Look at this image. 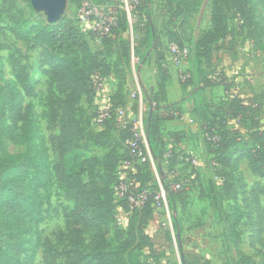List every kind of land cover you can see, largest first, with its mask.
Segmentation results:
<instances>
[{
	"label": "rangeland",
	"instance_id": "obj_1",
	"mask_svg": "<svg viewBox=\"0 0 264 264\" xmlns=\"http://www.w3.org/2000/svg\"><path fill=\"white\" fill-rule=\"evenodd\" d=\"M153 2L154 29L160 38L164 54L169 53L174 58L173 45L182 44L190 48L189 55L181 62L182 67L191 74L193 80L190 83L181 82L178 72L177 80L179 84L183 83L182 85L186 86L183 90L184 98L192 94L195 100L194 106L200 108L199 117L196 118L197 115L192 114L185 121L188 131L183 132L186 134L184 136H187L185 143H189L194 148L193 154L179 153L183 157V163L180 164L182 169L177 170V174H174L172 179L174 185L181 183L186 177L191 181L195 180L190 189L188 208L185 211L178 210L184 238L189 240L185 246L186 254L193 264H205L208 261L210 264H238L234 242L226 235V224L217 216L212 203L208 199L199 197L201 187L207 192L212 190L210 186L218 192H223L226 186L231 185L237 199L236 202L226 200L223 202L224 214L232 215L234 206H240L243 217L237 227L241 240L239 249L256 264H264V196L261 194V189L264 188V158L258 161L259 172L256 173L247 159H240L239 154L235 155L234 168L227 171L233 179L224 183L223 187V181L217 177L222 166H217L212 160L213 157L207 154L204 134L200 129L201 121L207 119L204 115L208 113L215 117L216 122L229 125L231 130H238L239 136L245 143L236 145L232 150L241 151L244 144L252 146L253 141L246 131L236 120L228 119L225 113L234 97L241 98L248 106L256 108V116L264 128V0H250L251 14L254 16L252 30H258L260 46L249 37L250 30L242 16L234 9L225 7L226 23L231 39L216 43L211 55L205 58H197L194 46L203 34L212 28L214 0H197V12L185 26H180L179 23L174 25L171 21L166 0H153ZM63 17L75 20L77 18V6L71 4L70 0H66L61 7L59 19ZM59 19L50 22L47 11L36 9L31 0H0V130L11 128L16 136L14 139L7 135L2 138L0 159L5 155L17 156L20 159L19 168L15 171H10L12 165L8 160H0V188L6 185V174L9 171L11 174L14 173L13 176L18 173L23 175V183H20L21 190H24L22 199L30 194L25 190V184L36 188L32 199L24 207L27 211L18 225L15 224V219H11L10 225L6 226L5 218L0 216V264H52L53 254H61L72 243L68 222H74L72 216L76 205L69 198L66 186L56 177L54 170L60 154L58 140L60 127L52 124L50 108L55 103L57 93L51 88V79L47 72L49 66L42 56L43 50L35 47L33 42H27L20 27L23 22H28L30 26L57 24ZM135 25L138 27L139 39L135 36ZM128 27L132 56L131 63L127 67L121 60L116 44H109L108 47L106 43L98 40L89 43L98 62L108 65L111 69L108 78L111 79L112 93L109 100L111 106L113 96L121 87V97L115 101V107L118 108L117 110L126 111L133 120L142 117L145 123L151 111L142 88L141 70L147 63L150 65L148 61L152 56L155 57V53H150L145 59L134 53L136 40H142L144 36L143 20L135 18L131 13ZM18 34L21 36L19 37ZM31 38L33 39V36ZM230 40L233 42L231 48ZM15 63H21L26 68L28 79L25 85L19 84L16 79L13 68ZM206 84L210 87L204 89L203 86H207ZM32 87H35L34 94L29 96L26 91L31 90ZM95 91L96 96L92 102L82 97L78 105L82 111L77 117L80 121L76 131L78 135L73 139L75 148L63 158L65 174L83 170L85 160L94 156L102 157L106 153L96 148L91 140V137L105 130L96 119L103 111L100 104H103L101 102L104 97L100 96V88ZM152 100L153 106H158V103L164 101V93H153ZM193 109L194 107L191 111ZM16 112L25 118H19L15 115ZM193 127L196 134L192 131ZM163 131L164 137L167 138L169 133L166 129ZM118 134L114 130L109 136L120 138ZM32 138H35V148L32 147ZM125 145L126 141H123V147ZM27 154H30L35 161L23 166ZM170 155L171 147L167 146L163 163L164 171L169 170ZM36 160L44 162L43 165L46 167L43 176L45 183L48 181L46 187L37 185L36 178H39L40 172L36 168ZM156 170H154L155 175L157 174L160 180ZM83 178L84 182H88L87 176ZM15 186L16 181L11 187ZM19 191L20 188H17L16 193ZM227 195L224 193L225 197ZM35 200L36 202L32 204ZM116 220L118 228L126 232L130 217L117 208ZM157 228V230L152 228L151 234L154 235L156 247L162 248L167 245L165 233L170 231V228L163 226L162 223ZM172 234L175 239L174 232ZM117 235L114 228L108 232L107 238L110 243H116ZM96 236L97 230L84 232L81 249L86 254L93 250V238ZM178 252L179 245L175 239L169 250L170 258L167 259L170 264H182Z\"/></svg>",
	"mask_w": 264,
	"mask_h": 264
},
{
	"label": "trees",
	"instance_id": "obj_2",
	"mask_svg": "<svg viewBox=\"0 0 264 264\" xmlns=\"http://www.w3.org/2000/svg\"><path fill=\"white\" fill-rule=\"evenodd\" d=\"M83 1L70 0L71 4L77 6V10ZM93 1L100 4H105L106 2L119 4L120 0ZM166 2L169 7L171 21L174 25L179 23L180 26H185L197 12V0H166ZM213 6L212 28L205 32L194 46L197 58L209 57L216 43L221 40L231 39L226 23L225 7L234 9L242 16L245 25L250 30L249 37L258 46L261 45L258 30H252L254 25V18L252 17L254 16L251 14L250 0H214ZM132 14L135 18L144 21V36L142 40H136L134 47L135 55L145 59L150 53H155L157 64L160 68L157 90L155 92L148 90L142 83L149 110L153 111L151 118L149 115L144 123L146 140L161 183L167 194L182 264H193L185 252V245L189 240L184 238L183 226L178 216V210L182 209L185 211L188 208L190 189L195 180L191 181L190 178L186 177L183 180H190L189 187L183 186L179 190H174V184L172 183L174 174H177V170L181 168L180 164L183 163V157L179 154L181 152L178 148L185 137L183 132L169 134L172 144L171 155L169 157L170 165L168 171L163 170L166 147L168 146L163 135V126L168 121L182 119V104L187 98L163 106L159 103L158 106H153V93H164V101H161L165 102L166 87L171 79L169 72L162 66L165 54L161 48L160 38L154 29L155 13L153 0H138ZM128 24V14L124 10H119L117 25L113 27L111 36L101 40L108 47H110L109 44L117 45L118 53H120L121 60L126 67L130 65L132 56ZM20 27L24 31V39L27 42H33L35 47L43 50L42 56L45 63L49 66L47 72L50 75L51 88L57 93L55 103L50 108V118L54 126L57 127L58 125L60 127L58 138L60 154L54 170L56 177L61 183L63 181L66 186L69 198L76 205L72 216L74 222H68V228L71 229L72 233V243L61 254H53L52 264H170L167 258L170 247L173 245L171 232L167 231L165 233L167 246L162 248L156 247L154 239L149 234V228L155 219L153 195L148 198L142 207L134 209H131L126 198L118 199L116 197L115 188L120 183L121 166L130 158L126 145L123 147V141L125 142L130 137V133L128 130H119L115 117L118 109L115 107V101L121 97V87L112 98L111 117L100 124L104 126V132L91 137L94 146L106 151V153L102 157L94 156L85 160L83 170L81 171L64 173L63 158L75 148L73 139L78 135L76 131L80 121L77 120V117L82 112L78 105L82 97H86L88 102H92L96 96L94 85L96 77L105 80L111 74L110 67L102 62H98L91 50L87 38L93 35L83 34L77 20L70 17L61 18L57 24L30 26L28 22H23ZM134 30L136 38L139 39L137 25H135ZM18 36L20 37L21 34H18ZM32 36L33 39L31 38ZM232 43V40H230V48ZM181 46L185 45L181 44ZM13 68L19 84L25 85L28 79L26 68L21 63H15ZM192 80L193 77L187 80L186 83H190ZM182 84V89L185 90L186 86ZM206 85L203 86L204 89L210 87L209 84ZM34 89L35 87H32L31 90L26 91V94L32 96ZM199 109L197 106L192 111V114L197 115L196 118L199 117ZM255 109L248 106L241 98L234 97L225 112L228 119L236 120L253 141L252 146L244 144L242 150L238 152L232 149L236 145L242 144V142L245 143L239 136L238 130H231L228 127L229 125L216 122L215 117L208 113L204 115L207 119L201 121L200 129L204 134L207 154L213 157L212 160L217 166H222V169L217 173L219 175L217 177L223 181V187L224 183L230 182L233 179L232 175L227 171L234 168L233 158L237 154H239L240 159H247L250 162L254 172H259L258 161L264 158V128L261 125L260 119L256 116L257 111ZM15 115H18L21 119L25 118L18 112ZM112 124L114 128H112ZM113 129L119 133L120 138L109 136L114 131ZM6 135L11 139L16 137L13 130L8 128L7 130H0V141ZM31 143L32 147L35 148V138L31 139ZM0 160H8L10 162L12 165L10 171H15L19 168L20 159L17 156L5 155ZM33 161H35L34 158L30 154H27L22 165L26 166L29 162ZM35 163L36 168L40 172L39 178H36L37 185L46 187L48 181L45 183L43 180L44 171L46 170V167L43 165L44 162L36 160ZM10 171L6 174V185L0 188V216L5 218L6 226L10 225L9 220L11 219H15V224L18 225L20 219L27 211L24 207L36 192L35 187L24 183L26 185L25 190L29 191L30 194L27 198L22 199L21 195L24 190H21L20 183H23V175L18 173L13 176L14 173L11 174ZM83 176H87L88 182H84ZM133 177L139 183L140 191L149 190L154 194L160 190V185L154 176L150 161L142 165H136V173ZM15 181L16 186L11 187ZM8 182L10 185H8ZM212 184L213 182L210 183V185ZM210 187L212 190L209 192L201 187L199 197L201 199H208L212 203L217 216L222 218L221 220L226 224V235L230 241L234 242V247L237 250L238 264H256L239 249L241 240L237 227L243 217L240 206H234L232 215L224 214L223 211V202L225 200L236 202V193L232 190L231 185L226 186V190L223 192H218L214 187ZM17 188H20L19 193H16ZM224 193L228 194L227 197L224 196ZM261 194L264 196V188L261 189ZM35 202L36 200L32 204ZM117 208H120L130 217L129 224L125 229L126 232L117 226ZM162 214L165 216V211H162ZM113 228L118 233L115 244L110 243L107 238L108 232ZM86 230H97V236L93 238V250L88 254L81 249V245L84 242L83 234ZM59 259L61 260L60 262ZM205 264H210V262H205Z\"/></svg>",
	"mask_w": 264,
	"mask_h": 264
},
{
	"label": "built area",
	"instance_id": "obj_3",
	"mask_svg": "<svg viewBox=\"0 0 264 264\" xmlns=\"http://www.w3.org/2000/svg\"><path fill=\"white\" fill-rule=\"evenodd\" d=\"M138 0H120L119 4H100L93 0H84L77 10V22L85 35H93L98 41L111 36L113 27L117 25L119 10H124L128 17L137 5ZM188 46L173 45L172 52L174 63L178 68V76L181 82H186L191 78V74L182 67V60L190 53ZM95 88H102L104 80L100 77L94 79ZM103 111L97 116V122L103 123L104 120L111 117V103L102 107ZM105 109V110H104ZM107 109V110H106ZM117 126L121 131H129L130 137L126 140V147L130 158L122 166L120 183L116 186L115 192L118 199L126 198L131 209L142 207L148 198L153 195L154 208L157 211H165L167 214V194L160 183V190L151 193L149 190H139V183L133 175L136 173V165H142L150 161L149 149L145 134V125L142 117L136 120L131 119L127 112L119 109L115 113ZM190 180H183L174 185V190H179L183 186L189 187ZM166 226V225H165Z\"/></svg>",
	"mask_w": 264,
	"mask_h": 264
},
{
	"label": "crops",
	"instance_id": "obj_4",
	"mask_svg": "<svg viewBox=\"0 0 264 264\" xmlns=\"http://www.w3.org/2000/svg\"><path fill=\"white\" fill-rule=\"evenodd\" d=\"M87 40L89 42L90 41H97V39L94 38L93 36L88 37ZM163 52H165V51H163ZM167 55L165 54V60H164L162 66H163V68H165L169 72V75H170L171 79H170V81H169V83L167 84V87H166V91H165V102L159 103L161 106H163L165 104L179 102V101H181L184 98V93H183L182 86H181V84H179V82L177 80L178 68L176 67V65L174 63V60L170 56V54L168 53ZM153 61H154V63H153ZM148 62H150V65H147L148 64L147 63L146 66H144L142 68V70H141L142 82L144 83L145 87L148 90H151V91H154L155 92L157 90L158 78H159V70H160V68H159V66L157 64L156 55H155V57L152 56L149 59ZM110 80L111 79H108L107 78L105 80L104 86L100 89L101 90L100 91V96L101 97H104V100L101 102L103 104L102 105L100 104L101 108L104 107L107 104H110L109 100H110L111 93H112V90L110 88L111 87L110 86V83H111ZM254 92H255V90H254ZM140 93L141 92H139V96H141ZM194 101L195 100H194V98L192 97V94H191L186 99V101L182 104V109H183V117H182V119L168 121V122L164 123L163 129H166L169 134L188 131V125L185 123V121L187 119H189L190 116L192 115L191 108L192 107L195 108V106H194V103L195 102ZM192 131H193V133L196 134V131H195V128L194 127L192 128ZM163 133H164V131H163ZM165 139L167 141V145L170 146V147H172L171 139H170L169 135H168L167 138L165 137ZM185 141H187V136H185L184 139H183V141H182V143L179 144V147H178L179 148V151L181 152L182 155L183 154L185 155L186 153H192L193 154V151H194L193 150L194 149L193 146L190 145L189 143L186 144ZM149 155L151 157L150 158V162H151L152 169H153V172H154V170H156V165H155V162H154V160H153V158L151 156V153H149ZM153 165L155 166V168H153ZM156 172H157V170H156ZM154 176H155L156 180H158V183L160 185L161 180H159L157 178V174L155 175V172H154ZM167 211H168V213L167 214L165 213V216H164L161 213L162 211L154 210L155 219H154V221L152 222V224H151V226L149 228V234L151 235L152 238L154 237V235L151 234V229L153 228V229H156L157 230L158 229L157 227H158V225L160 223H162L163 226H165V225L168 226L170 228V231H172L171 232L172 238L174 237L173 234H172L174 232L173 222H172V217H171V211H170V208H169V205L168 204H167ZM175 239L173 238V243H174V240ZM179 254H180V249H179L178 255ZM169 256H170V253H169ZM169 256L167 258L168 260L170 258ZM175 256H177V254ZM178 260H179V256H178Z\"/></svg>",
	"mask_w": 264,
	"mask_h": 264
},
{
	"label": "water",
	"instance_id": "obj_5",
	"mask_svg": "<svg viewBox=\"0 0 264 264\" xmlns=\"http://www.w3.org/2000/svg\"><path fill=\"white\" fill-rule=\"evenodd\" d=\"M65 1L66 0H31L32 5L36 9H45L47 11L50 22H53L59 19L61 7L65 3ZM152 114H153V111L151 110L150 118Z\"/></svg>",
	"mask_w": 264,
	"mask_h": 264
}]
</instances>
